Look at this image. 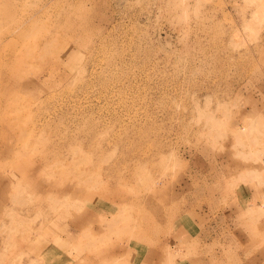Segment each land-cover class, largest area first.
Segmentation results:
<instances>
[{
	"label": "rangeland",
	"instance_id": "1",
	"mask_svg": "<svg viewBox=\"0 0 264 264\" xmlns=\"http://www.w3.org/2000/svg\"><path fill=\"white\" fill-rule=\"evenodd\" d=\"M0 264H264V0H0Z\"/></svg>",
	"mask_w": 264,
	"mask_h": 264
},
{
	"label": "bare ground",
	"instance_id": "2",
	"mask_svg": "<svg viewBox=\"0 0 264 264\" xmlns=\"http://www.w3.org/2000/svg\"><path fill=\"white\" fill-rule=\"evenodd\" d=\"M260 173V172H259Z\"/></svg>",
	"mask_w": 264,
	"mask_h": 264
}]
</instances>
